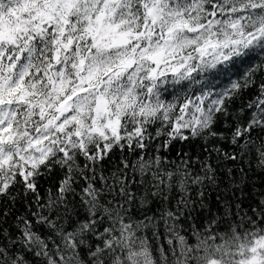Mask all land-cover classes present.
<instances>
[{
	"label": "snow or ice",
	"instance_id": "snow-or-ice-1",
	"mask_svg": "<svg viewBox=\"0 0 264 264\" xmlns=\"http://www.w3.org/2000/svg\"><path fill=\"white\" fill-rule=\"evenodd\" d=\"M250 176L264 0H0V264H264Z\"/></svg>",
	"mask_w": 264,
	"mask_h": 264
},
{
	"label": "trees",
	"instance_id": "trees-1",
	"mask_svg": "<svg viewBox=\"0 0 264 264\" xmlns=\"http://www.w3.org/2000/svg\"><path fill=\"white\" fill-rule=\"evenodd\" d=\"M181 151H189L190 152V151H193V148L190 145H186L184 143H177V144H175L174 149L171 150V151H169L167 153V155L169 157H171L172 159H175L176 158V155H178L179 152H181ZM195 151L198 152L199 151V148L197 147L195 149ZM250 179H255V181H256V188L258 190L261 189V188H264V177H259V176H257V177H251L250 176ZM217 195H218V192H216V191H210L209 192V194H208V203H209L210 206L216 205L215 197ZM217 207H218V205H217ZM215 211H216V208L213 207V213ZM208 216H209V213L205 212L204 213V216L201 217V221L204 222V223H207V219L206 218Z\"/></svg>",
	"mask_w": 264,
	"mask_h": 264
}]
</instances>
